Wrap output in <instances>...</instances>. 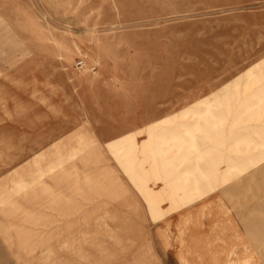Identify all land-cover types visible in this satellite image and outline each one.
<instances>
[{"label":"rangeland","instance_id":"obj_1","mask_svg":"<svg viewBox=\"0 0 264 264\" xmlns=\"http://www.w3.org/2000/svg\"><path fill=\"white\" fill-rule=\"evenodd\" d=\"M77 142L81 185L111 178L130 211L76 222L15 195ZM217 150L206 189L186 166ZM191 183L179 206L141 193ZM59 259L264 264V0H0V264Z\"/></svg>","mask_w":264,"mask_h":264},{"label":"crops","instance_id":"obj_2","mask_svg":"<svg viewBox=\"0 0 264 264\" xmlns=\"http://www.w3.org/2000/svg\"><path fill=\"white\" fill-rule=\"evenodd\" d=\"M127 136L128 137H126L127 139L125 140H130V137H129L130 135H127ZM84 147L85 146L83 145V143L81 144L80 142H77L76 144L72 145V147H69L68 150L65 152L66 157H68V159H71L69 167H61L60 164H56L54 161L48 162L49 169L56 168V172L53 174H49L44 184L34 179L30 180V182L26 183L25 185L16 188L15 195L16 196L18 195V192L16 190L20 188H25L26 189V193H25L26 200L30 198V195L32 197L39 198V201H37L35 204L36 207L41 205V206H45L47 208L53 209L56 206H58L60 210L59 212L60 216L69 217V221L71 220L70 218H73L74 221L76 222L95 220L98 215V212H100V207H109L111 205H122L126 207L127 211H130V207L133 205V203H135L133 196L129 192H127L128 190L124 191L126 189H124L121 186L119 188L114 187V189L109 188L108 183L111 178L110 179L108 178L106 179V177L101 178V175H98L97 177H94L92 179V181L96 180L93 187L81 185L82 183L81 181H79V177L76 175L75 171H76V168L78 169V165H80L82 161H85V160L82 159L83 157L82 155L78 157V162H74L73 158L75 156L74 153L76 151H83ZM56 150H58V148H53V149L51 148L50 153L54 154ZM94 157L91 159L89 158V161L91 163L94 161V159L95 160L97 159V157L95 158ZM214 161H224L226 163V155L224 154V152L220 150H217L216 152L207 151L205 157L202 158V161H201L202 163H194V162L192 163L191 161L189 165L186 166L187 169H190L191 171H194L195 165L197 168L198 166L202 168L200 169L201 171L200 173L203 175L204 174L206 175L205 178L202 179V182H204V187L206 189H208L210 185L215 184V181L217 180V178L219 179L220 175L223 177V175L225 174V173L224 174L216 173ZM232 162H234L233 168L241 167V164H242L241 161L237 164L235 163V161H232ZM210 174H213L214 176L211 177ZM112 179H113V176H112ZM35 189H40L39 190L40 192H36L37 190ZM193 189L195 188H194L193 183H191L189 184L186 191L181 192L180 196L177 195L176 192L175 193L170 192L169 194L162 192L160 194H157V196H152L149 192L145 191V189L144 190L141 189V193L144 194L148 204L151 206H154V204H157L163 198L168 199L171 204H175V206H179L182 203L181 202L182 198L189 199L192 196L191 191ZM53 191H56V192H53ZM102 192L105 195L103 197L98 198V196H100ZM199 195L200 193L198 192V196ZM159 196L161 197L159 198ZM152 197L154 198L151 199ZM203 202H201L198 207L196 206L197 207L196 214L201 213V209H203L202 207H204ZM68 205H72L74 209L70 208V206ZM86 205H90V206L86 209V211H83ZM75 206H77L76 209H75ZM193 209L194 208L189 207L184 211H188L189 213L188 216H190ZM185 220L187 222V218ZM71 222L72 223H69L70 225L73 224V221ZM69 224H67V226ZM178 229L180 231L182 230L180 226L178 227ZM74 233L63 235V237L70 236L71 234H74ZM66 246L67 245H62L60 247V250L64 248L66 252L65 254H68L70 251ZM50 247H52V245ZM51 254H53V252L46 253V255H44V258H42V260L50 261L52 263L56 262L54 261L55 259L52 258V256H50ZM70 254H73V253L70 252ZM57 261H58V264L64 263L63 261H61V259Z\"/></svg>","mask_w":264,"mask_h":264}]
</instances>
